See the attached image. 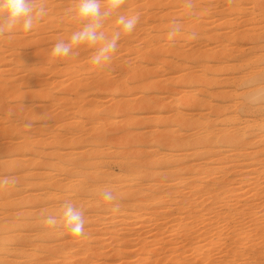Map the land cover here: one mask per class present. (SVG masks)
Returning <instances> with one entry per match:
<instances>
[{
	"label": "rangeland",
	"instance_id": "1",
	"mask_svg": "<svg viewBox=\"0 0 264 264\" xmlns=\"http://www.w3.org/2000/svg\"><path fill=\"white\" fill-rule=\"evenodd\" d=\"M43 2L32 31L0 39V177L17 180L4 262L264 264V99H249L264 86V0H126L119 14L140 20L104 68L83 47L51 57L78 0ZM65 201L84 214L79 239L44 222Z\"/></svg>",
	"mask_w": 264,
	"mask_h": 264
},
{
	"label": "clouds",
	"instance_id": "2",
	"mask_svg": "<svg viewBox=\"0 0 264 264\" xmlns=\"http://www.w3.org/2000/svg\"><path fill=\"white\" fill-rule=\"evenodd\" d=\"M78 0L76 7L69 10L72 19L78 25L70 38L57 41L51 51L54 59H67L79 55L81 47L94 50L90 57L91 64L97 68L107 67L117 54L122 37L134 32L138 24L139 15L131 17L121 15L120 10L126 0ZM186 9L193 8V0H184ZM47 7L43 0H0V39L11 35L14 31H32L47 15ZM117 16L119 28L111 36H106L104 29L106 21ZM182 31L179 22L173 21L167 38L171 41ZM252 101L264 99V89H258L249 97ZM17 180L13 176L0 177V190L15 187ZM105 202L111 205L113 212L120 210L119 203L111 189L105 188L102 193ZM46 225L52 228L59 227L72 239H79L85 235V217L71 201H65L59 215H46Z\"/></svg>",
	"mask_w": 264,
	"mask_h": 264
},
{
	"label": "bare ground",
	"instance_id": "3",
	"mask_svg": "<svg viewBox=\"0 0 264 264\" xmlns=\"http://www.w3.org/2000/svg\"><path fill=\"white\" fill-rule=\"evenodd\" d=\"M263 74H261L260 75V77H258V78H264V76H262ZM259 76V75H258ZM256 77V76H255ZM257 78V77H256ZM255 78V79H256ZM250 81H253V80H251L250 79ZM256 82V81H255ZM258 82V81H257ZM259 84V83H258ZM257 84V85H258ZM255 89L256 90H258V89H264V86H260V84L258 85V86H256L255 87ZM247 105V104H246ZM253 108V107H252ZM248 109V108H247ZM264 121V120H263ZM256 124V123H255ZM193 126V125H192ZM209 129V128H208ZM212 131V130H211ZM208 132H209V130H208ZM107 133V132H106ZM238 133V132H237ZM244 134V133H243ZM199 135V134H198ZM197 135V136H198ZM210 135V136H209ZM212 135L213 134H211L210 132L209 133H207V135H199L198 137L197 136H195V137H197L196 139L198 140V143L200 144V143H202V142H206V144L208 143V141L210 140V139H212L211 137H212ZM102 136H103V134H102ZM170 136V135H169ZM100 137V136H99ZM213 137H214V135H213ZM164 138V137H163ZM162 138V139H163ZM199 138V139H198ZM216 138V137H215ZM218 138V137H217ZM166 139V138H165ZM175 139V138H174ZM177 139V138H176ZM86 141V140H85ZM186 141V140H185ZM193 141V140H192ZM195 141V140H194ZM213 141V140H212ZM177 142V141H176ZM196 142V141H195ZM165 143V142H164ZM212 143V142H211ZM173 144V143H172ZM172 144H170V145H172ZM187 144H189V143H187ZM210 144V143H209ZM185 145H186V143H185ZM195 145V144H194ZM204 145V144H203ZM202 144L201 145H199V146H203ZM163 146V145H162ZM191 146V145H190ZM189 146V147H190ZM85 156V155H84ZM187 156V155H186ZM86 157H88V155L86 156ZM170 157V156H169ZM185 157V156H184ZM84 158V157H83ZM173 158V157H172ZM167 159V158H166ZM171 158H169V160H170ZM174 159V158H173ZM160 160V159H159ZM158 160V161H159ZM163 160V159H162ZM165 162H166V160H164ZM168 161V160H167ZM159 162H161V160L159 161ZM87 163V162H86ZM155 163V162H154ZM171 163V162H170ZM83 164H85V163H83ZM8 165V164H7ZM167 165H169V164H167ZM9 166V165H8ZM84 166V165H83ZM85 166H87V165H85ZM140 167V166H139ZM13 168V167H12ZM14 168H15V166H14ZM13 168V169H14ZM15 169H17V168H15ZM132 169V168H131ZM139 170V169H138ZM183 170H184V168H183ZM186 170V169H185ZM9 171V170H8ZM132 171V170H131ZM133 172V171H132ZM140 172V171H139ZM81 186H84V184L83 183H81L80 184ZM87 185V184H86ZM89 185V184H88ZM80 186V187H81ZM91 186V185H90ZM89 186V187H90ZM93 186V185H92ZM73 187V186H72ZM71 187V188H72ZM79 187V186H78ZM86 187V186H85ZM93 189V188H92ZM6 190H8V189H6ZM6 190H0V206H7V205H13L14 203L13 202H11V201H5L6 199H8L7 197H8V195L10 194L9 192H7ZM79 190V189H78ZM96 191L97 190H100V189H95ZM8 191H13V190H8ZM75 191V190H74ZM92 191V190H91ZM20 192V191H19ZM79 192V191H78ZM101 192V191H100ZM5 199V200H4ZM2 200V201H1ZM4 200V201H3ZM74 200L75 201H81L80 200V198H79V196H76V197H74ZM75 201H72V202H74L75 203ZM12 230H15V227L13 226V225H11V224H9L8 222H5V221H2V219H0V264H18V263H5L4 262V260H3V258H2V255H6L8 252L10 253V250H9V248H8V243H9V240L10 239H14L13 237H11V236H8V234H6L8 231H12ZM2 253V254H1Z\"/></svg>",
	"mask_w": 264,
	"mask_h": 264
}]
</instances>
